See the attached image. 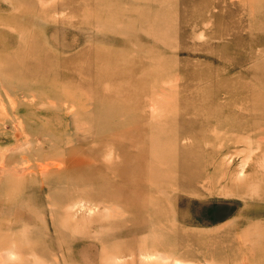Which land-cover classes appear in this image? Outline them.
<instances>
[{
    "label": "rangeland",
    "instance_id": "obj_1",
    "mask_svg": "<svg viewBox=\"0 0 264 264\" xmlns=\"http://www.w3.org/2000/svg\"><path fill=\"white\" fill-rule=\"evenodd\" d=\"M173 263L264 264V0H0V264Z\"/></svg>",
    "mask_w": 264,
    "mask_h": 264
},
{
    "label": "bare ground",
    "instance_id": "obj_2",
    "mask_svg": "<svg viewBox=\"0 0 264 264\" xmlns=\"http://www.w3.org/2000/svg\"><path fill=\"white\" fill-rule=\"evenodd\" d=\"M42 1V0H41ZM103 10V9H102ZM98 11H99V9H98ZM14 86V85H13ZM72 107V106H71ZM4 109V108H3ZM2 113V112H1ZM3 115V114H2ZM52 163V162H51ZM109 163V162H108ZM45 164V163H44ZM43 164V165H44ZM106 164V163H105ZM46 165V164H45ZM44 167V166H43ZM42 169V168H41ZM40 169V170H41ZM46 169V168H45ZM29 170V169H28ZM22 172V171H21ZM24 172V171H23ZM104 197V196H103ZM97 205V204H96ZM70 209V208H69ZM89 210V209H88ZM162 212V211H161ZM104 213V212H103ZM164 213V212H163ZM163 213H155L154 214V216L153 217H151V219L147 222L148 224L146 225V224H144V225H138V224H136V226H134V227H131V229H133L134 231H137V229H138V231L139 230H147V228L149 229V225H150V222L152 221V223H157V222H160L161 220H165L164 218H166V216H165V214H163ZM149 215V214H148ZM83 216V215H82ZM102 216V215H101ZM71 218H72V215H71ZM85 219V218H84ZM84 219H83V221H84ZM81 221V220H80ZM163 223V222H162ZM159 224V223H158ZM157 224V225H158ZM159 225H161V224H159ZM163 225H165L164 223H163ZM164 229V228H163ZM168 233V232H167ZM96 238V237H95ZM144 246H141V247H139L140 248V253L138 252V253H136L135 254V251H134V254L135 255H137V257L136 258H139V256H141V255H144V253L145 254H148L147 252H144V248H143ZM136 251H137V249H136ZM9 252V251H8ZM10 253V252H9ZM8 253V254H9ZM134 254H131V255H134ZM117 255V254H116ZM134 255V256H135ZM151 256V255H150ZM159 256V255H158ZM35 257V256H34ZM54 257V256H53ZM113 257H115V256H113ZM146 258V257H145ZM116 259V258H115ZM114 259V260H115ZM18 260V259H17ZM114 260H111V261H114ZM166 260H168V259H166ZM165 260V261H166ZM172 260V259H171ZM174 260H178V259H174ZM167 262V261H166ZM177 262V261H176ZM168 263V262H167ZM174 264V263H173Z\"/></svg>",
    "mask_w": 264,
    "mask_h": 264
}]
</instances>
